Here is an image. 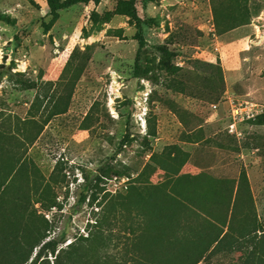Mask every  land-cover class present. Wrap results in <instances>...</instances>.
Listing matches in <instances>:
<instances>
[{"label":"rangeland","instance_id":"rangeland-1","mask_svg":"<svg viewBox=\"0 0 264 264\" xmlns=\"http://www.w3.org/2000/svg\"><path fill=\"white\" fill-rule=\"evenodd\" d=\"M232 103L255 115L232 128ZM50 239L264 264V0H0V258Z\"/></svg>","mask_w":264,"mask_h":264},{"label":"trees","instance_id":"trees-1","mask_svg":"<svg viewBox=\"0 0 264 264\" xmlns=\"http://www.w3.org/2000/svg\"><path fill=\"white\" fill-rule=\"evenodd\" d=\"M92 0H49V6H50V12L53 15H57L58 12L64 8H68L72 5L83 3V2H89ZM98 1V0H93ZM157 49L159 50L161 54V64H163L166 68H169L171 65V60L173 57L172 51L169 49V47L166 44H161L157 46ZM142 68H139V75L143 76ZM243 180L249 185L248 177L246 173L242 174ZM28 239H25L27 241ZM214 242H219L218 239H215ZM28 244V243H27ZM58 240L57 239H50L43 243L38 250V252L35 254V256L32 257L33 251L30 253L29 256H26L24 252H20L17 254V260L12 261L10 259H3L0 258V264H38V262L41 260L39 264H50L49 258H43L44 252L47 250L50 252L54 258L55 264H82V259L84 256L82 255H74L72 252H69L71 255H68V261L66 262L63 258V253L68 252L69 250H65L64 248L58 249ZM36 246V245H35ZM34 246V247H35ZM48 256V254H46ZM79 256L82 258L79 259ZM43 258V259H42ZM153 260L155 263L160 262L159 257L157 254L153 255ZM199 261L193 263L197 264Z\"/></svg>","mask_w":264,"mask_h":264},{"label":"built area","instance_id":"built-area-1","mask_svg":"<svg viewBox=\"0 0 264 264\" xmlns=\"http://www.w3.org/2000/svg\"><path fill=\"white\" fill-rule=\"evenodd\" d=\"M231 109L234 118V121L231 123L232 128L236 125L237 118L239 117L244 118L245 115H247L248 117L254 116L255 115L254 110H256L255 108L250 109L248 105L243 107L241 103L240 104L232 103Z\"/></svg>","mask_w":264,"mask_h":264},{"label":"crops","instance_id":"crops-1","mask_svg":"<svg viewBox=\"0 0 264 264\" xmlns=\"http://www.w3.org/2000/svg\"><path fill=\"white\" fill-rule=\"evenodd\" d=\"M214 245L211 246V248L213 247Z\"/></svg>","mask_w":264,"mask_h":264}]
</instances>
